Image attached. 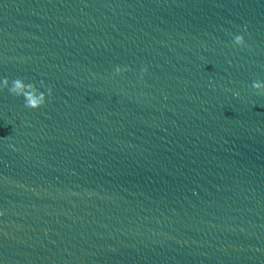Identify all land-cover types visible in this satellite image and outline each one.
<instances>
[{
  "label": "water",
  "instance_id": "obj_1",
  "mask_svg": "<svg viewBox=\"0 0 264 264\" xmlns=\"http://www.w3.org/2000/svg\"><path fill=\"white\" fill-rule=\"evenodd\" d=\"M0 264H264V0H0Z\"/></svg>",
  "mask_w": 264,
  "mask_h": 264
},
{
  "label": "clouds",
  "instance_id": "obj_2",
  "mask_svg": "<svg viewBox=\"0 0 264 264\" xmlns=\"http://www.w3.org/2000/svg\"><path fill=\"white\" fill-rule=\"evenodd\" d=\"M240 41H241V37L239 35L234 37V42L235 43H240Z\"/></svg>",
  "mask_w": 264,
  "mask_h": 264
}]
</instances>
